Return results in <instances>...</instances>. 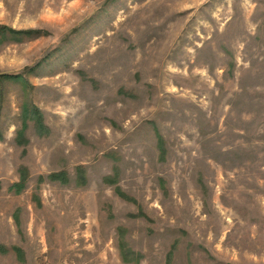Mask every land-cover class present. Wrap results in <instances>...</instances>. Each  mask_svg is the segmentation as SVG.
I'll use <instances>...</instances> for the list:
<instances>
[{
    "label": "rangeland",
    "instance_id": "374dc122",
    "mask_svg": "<svg viewBox=\"0 0 264 264\" xmlns=\"http://www.w3.org/2000/svg\"><path fill=\"white\" fill-rule=\"evenodd\" d=\"M0 264H264V0H0Z\"/></svg>",
    "mask_w": 264,
    "mask_h": 264
},
{
    "label": "trees",
    "instance_id": "16d2710c",
    "mask_svg": "<svg viewBox=\"0 0 264 264\" xmlns=\"http://www.w3.org/2000/svg\"><path fill=\"white\" fill-rule=\"evenodd\" d=\"M0 77H1V78H4V77H5V78H7V77H13V78H14V77H17V76H7V75H1Z\"/></svg>",
    "mask_w": 264,
    "mask_h": 264
}]
</instances>
